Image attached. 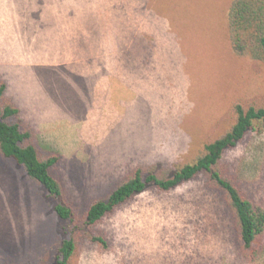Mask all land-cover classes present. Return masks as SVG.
Instances as JSON below:
<instances>
[{
    "label": "rangeland",
    "instance_id": "obj_1",
    "mask_svg": "<svg viewBox=\"0 0 264 264\" xmlns=\"http://www.w3.org/2000/svg\"><path fill=\"white\" fill-rule=\"evenodd\" d=\"M232 0H0V80L78 211L137 165L194 157L236 97L264 99V68L237 55ZM224 164L264 208V132ZM59 200L0 158V264H53L71 234ZM80 238L71 264H264L241 255L228 209L202 178L148 189ZM264 241V235H263Z\"/></svg>",
    "mask_w": 264,
    "mask_h": 264
},
{
    "label": "trees",
    "instance_id": "obj_2",
    "mask_svg": "<svg viewBox=\"0 0 264 264\" xmlns=\"http://www.w3.org/2000/svg\"><path fill=\"white\" fill-rule=\"evenodd\" d=\"M228 34L234 52L255 60L264 68V0H232L228 11ZM250 132H264V99L236 97L221 131L206 139L194 157L172 166L137 165L105 196L93 199L83 211L65 199L56 169L61 155L40 147L36 131L21 119L20 107L7 96V83L0 80V158L16 162L28 179L59 201L55 213L69 221L71 234L55 248L53 264H71L80 238L108 247L102 221L148 189L170 191L202 178L217 192L230 214L241 255L250 261L263 248L264 208L242 189L237 175L223 162L228 149ZM2 264H23L14 260Z\"/></svg>",
    "mask_w": 264,
    "mask_h": 264
}]
</instances>
